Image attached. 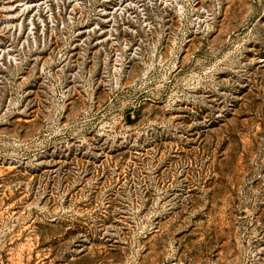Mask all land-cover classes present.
Listing matches in <instances>:
<instances>
[{"label":"rangeland","instance_id":"1","mask_svg":"<svg viewBox=\"0 0 264 264\" xmlns=\"http://www.w3.org/2000/svg\"><path fill=\"white\" fill-rule=\"evenodd\" d=\"M0 264H264V0H0Z\"/></svg>","mask_w":264,"mask_h":264}]
</instances>
